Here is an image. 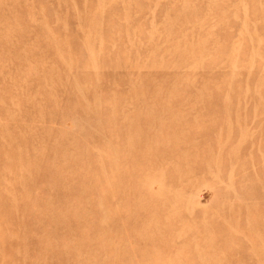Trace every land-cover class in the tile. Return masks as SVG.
<instances>
[{"label": "rangeland", "instance_id": "obj_1", "mask_svg": "<svg viewBox=\"0 0 264 264\" xmlns=\"http://www.w3.org/2000/svg\"><path fill=\"white\" fill-rule=\"evenodd\" d=\"M0 264H264V0H0Z\"/></svg>", "mask_w": 264, "mask_h": 264}]
</instances>
